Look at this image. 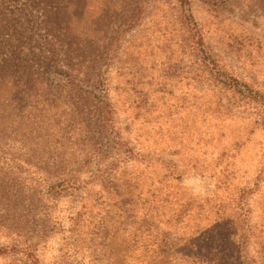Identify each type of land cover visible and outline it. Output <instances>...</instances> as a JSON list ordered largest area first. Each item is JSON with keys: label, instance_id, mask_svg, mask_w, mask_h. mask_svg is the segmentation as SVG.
Here are the masks:
<instances>
[{"label": "rangeland", "instance_id": "1", "mask_svg": "<svg viewBox=\"0 0 264 264\" xmlns=\"http://www.w3.org/2000/svg\"><path fill=\"white\" fill-rule=\"evenodd\" d=\"M18 1L92 111L67 144L95 152L81 166L66 148L81 189L44 202L48 225L28 200L1 216L0 264H264V0ZM0 26L28 42L23 15L1 4ZM208 60L258 102L210 81Z\"/></svg>", "mask_w": 264, "mask_h": 264}, {"label": "trees", "instance_id": "2", "mask_svg": "<svg viewBox=\"0 0 264 264\" xmlns=\"http://www.w3.org/2000/svg\"><path fill=\"white\" fill-rule=\"evenodd\" d=\"M184 3L186 0H181V7ZM0 4L4 10L22 14L28 25V42L21 46L11 44V32L0 26V32L5 29L2 35L5 40H0V229L1 216L13 218L16 206L24 200L30 201L31 212L42 216V223L48 225L49 208L43 205L44 202L63 196L68 190L81 189L75 179L80 167L74 157L66 156V148L87 157L82 160L81 166L89 162L95 150L88 147L87 151L85 142L67 144V138L68 134L76 131V125L89 131V114L92 111H82L78 100L71 96L76 78L60 67L58 47L38 33L28 6L19 7L18 0H0ZM194 39L197 52L204 61L207 58L204 57L200 38ZM22 46L36 50L39 55L34 52L31 56L22 57ZM205 67L210 81L225 86L238 102L244 105L258 102L247 86L239 85L234 78L223 79L214 61L208 60ZM98 83L104 84L101 80ZM86 101L89 100L83 99L80 104L85 106ZM95 102L92 107L94 105V110L98 107L100 120L109 122V104L99 99ZM69 113L73 120L64 125L60 120L63 116L66 120ZM102 140L95 143L94 148L100 146ZM96 178L94 176L90 182L84 183V187ZM100 183L103 188L109 185L108 179H101ZM259 255L264 259L263 251ZM240 257L245 258L242 263L248 259L245 252Z\"/></svg>", "mask_w": 264, "mask_h": 264}]
</instances>
